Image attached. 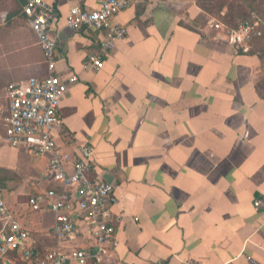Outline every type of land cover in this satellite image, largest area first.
I'll return each instance as SVG.
<instances>
[{
  "label": "crops",
  "instance_id": "obj_1",
  "mask_svg": "<svg viewBox=\"0 0 264 264\" xmlns=\"http://www.w3.org/2000/svg\"><path fill=\"white\" fill-rule=\"evenodd\" d=\"M98 1L47 0L56 13L55 72L78 78L59 105L57 145L72 156L90 145L89 178L115 187L117 247L100 264H264V99L255 89L264 75L257 56L228 46L211 19L202 25L208 16L196 0H135L114 18L126 38L102 69L86 70L83 60L101 36L68 28L66 18L70 8L94 9ZM16 6L0 0V119L9 84L47 74ZM47 160L10 147L0 124V193L41 252L53 246V216L32 213L26 203L56 187ZM75 244L97 251L87 235Z\"/></svg>",
  "mask_w": 264,
  "mask_h": 264
},
{
  "label": "built area",
  "instance_id": "obj_2",
  "mask_svg": "<svg viewBox=\"0 0 264 264\" xmlns=\"http://www.w3.org/2000/svg\"><path fill=\"white\" fill-rule=\"evenodd\" d=\"M135 0H99L96 8L79 6L69 9L66 26L74 31L84 30L101 36L98 50L88 54L82 66L99 71L104 57L115 44L126 38L125 27L114 23L115 16L134 5ZM21 14L42 52L47 74L30 77L6 87L7 109L0 119L3 140L12 148L37 157H47V175L56 187L30 196L27 207L32 213L48 212L53 216L49 231L53 246L47 251L35 249L29 232L11 212L0 193V264H87L102 259L117 247L112 209L117 202L115 187L103 181H93V148L81 145L72 156L57 145L55 129L63 97L77 76L56 74V38L50 34L55 9L47 0H27ZM209 25L223 41L236 51L249 53L259 21L245 22L232 29L211 18ZM87 235L96 247L94 255L71 245ZM247 264H259L247 259Z\"/></svg>",
  "mask_w": 264,
  "mask_h": 264
},
{
  "label": "trees",
  "instance_id": "obj_3",
  "mask_svg": "<svg viewBox=\"0 0 264 264\" xmlns=\"http://www.w3.org/2000/svg\"><path fill=\"white\" fill-rule=\"evenodd\" d=\"M27 0H15L17 6L14 9L15 11H20L21 6L25 4ZM237 1V0H235ZM256 1L253 0H243L241 5L230 4L228 0H196V5L202 11L203 15L208 16L214 20L220 21L223 25L229 28H236L239 24L245 22H252L254 20L259 21V26L257 27V31L260 32V36H253L250 41V51L249 53L252 55H256L261 64V69L264 75V45L260 46V48L253 49L254 41H264V22L259 18H254L251 13L245 14L242 12L241 6L244 4L247 5L248 8L253 10L252 4ZM264 20V19H263ZM255 42V44H256ZM256 92L258 96L264 99V76L263 79L256 85Z\"/></svg>",
  "mask_w": 264,
  "mask_h": 264
},
{
  "label": "rangeland",
  "instance_id": "obj_4",
  "mask_svg": "<svg viewBox=\"0 0 264 264\" xmlns=\"http://www.w3.org/2000/svg\"><path fill=\"white\" fill-rule=\"evenodd\" d=\"M253 1H256L254 4H252V6H253V10L252 9H250V8H248L247 7V5L246 4H244L243 6H241V9H242V12L243 13H245L246 15L247 14H250L251 13V15L254 17V18H256V17H259L263 22H264V0H253ZM228 3H230V4H237V5H241L242 3H243V0H237V1H235V0H228ZM209 19H211L210 17L208 18L207 17V19H205L204 18V20L202 21V25H205L206 24V22L209 20ZM262 35V34H261ZM3 37L5 38V39H3V40H5V41H7V39L9 38L10 39V35H8L7 33H4L3 34ZM261 37V36H260ZM1 40V39H0ZM255 42L256 41H254V43H253V49H257L258 50V48H260V46H263L264 45V41H259V43H257L256 42V44H255ZM251 50V49H250ZM25 198V196L24 195H22L20 198H19V200L18 201H23L24 200V198ZM25 201V200H24ZM23 201V202H24ZM9 204V203H8ZM12 204H14L15 205V203L13 202Z\"/></svg>",
  "mask_w": 264,
  "mask_h": 264
}]
</instances>
